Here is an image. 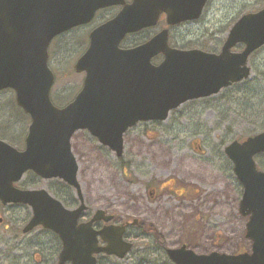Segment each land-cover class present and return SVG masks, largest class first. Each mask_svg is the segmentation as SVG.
<instances>
[{
	"label": "water",
	"instance_id": "water-1",
	"mask_svg": "<svg viewBox=\"0 0 264 264\" xmlns=\"http://www.w3.org/2000/svg\"><path fill=\"white\" fill-rule=\"evenodd\" d=\"M206 1L0 0V91L13 90L16 105L30 118L23 150L0 140V202L30 208L23 232L42 226L57 234V264H96L94 255L100 252L122 258L131 244L122 239L123 228L95 232L91 221L78 224L82 205L70 210L44 188L19 189L14 183L32 171L43 179L60 178L80 197L70 144L76 131L87 130L120 156L128 128L164 121L183 103L213 96L249 78L248 58L264 46V6L234 22L218 54L171 49L166 31L133 48L119 47L126 34L155 25L161 13L168 24L199 18ZM119 4L123 7L112 19L89 33L88 47L73 65L76 73H84L80 91L69 104L56 107L50 99L51 40L89 23L98 9ZM236 44L243 45L240 52L231 51ZM159 53L164 58L153 65L151 59ZM224 153L242 185L238 210L248 216L245 237L250 249L233 255L196 253L185 245L166 248L173 264H264V171H258L254 161L264 153V131L230 142ZM98 233L106 246H97Z\"/></svg>",
	"mask_w": 264,
	"mask_h": 264
},
{
	"label": "rangeland",
	"instance_id": "rangeland-1",
	"mask_svg": "<svg viewBox=\"0 0 264 264\" xmlns=\"http://www.w3.org/2000/svg\"><path fill=\"white\" fill-rule=\"evenodd\" d=\"M263 6L264 0H208L201 18L185 25L179 35L174 36V46L218 54L233 23L243 14L257 12ZM111 15L112 12L107 11L101 20L96 19L85 28L60 35L52 42L49 67L55 79L50 98L57 107L70 102L81 88L84 75L76 73L73 65L86 48V34ZM147 33L130 37V43ZM242 49V44H236L231 51ZM247 65L251 72L244 83L223 89L209 98L188 101L172 111L165 121L139 123L126 136L124 154L119 159L106 150L97 151L95 143L74 138L72 146L77 155L78 182L92 205H96L95 200L103 189H110L109 193H122L128 189L142 192L144 178L151 169L156 175L181 176L188 182L183 185L188 190L182 198L186 203L179 210L176 223L163 230L167 244L176 247L183 243L197 253L248 251L247 218L238 212L242 186L223 149L234 140L240 142L264 131V46L249 56ZM29 123V117L21 115L15 104L14 92L10 89L1 91L0 138L21 150ZM255 163L263 170L264 155L256 156ZM22 180L21 187L38 188L44 184L28 175ZM172 189L179 188L174 183ZM205 190L210 194L209 203L203 205L207 207L192 206L190 203H195ZM30 214L26 206L0 205V264H16L14 259L8 258L10 250L4 252L5 245L9 249L15 244L13 231L22 243V264H33L32 254L37 250L48 259L55 252L57 242L52 247L54 237L51 234L39 229L22 232ZM36 237L42 249L36 248ZM47 247L50 249L46 250ZM148 262L170 264L166 260ZM118 264L137 262L125 259Z\"/></svg>",
	"mask_w": 264,
	"mask_h": 264
},
{
	"label": "flooded vegetation",
	"instance_id": "flooded-vegetation-1",
	"mask_svg": "<svg viewBox=\"0 0 264 264\" xmlns=\"http://www.w3.org/2000/svg\"><path fill=\"white\" fill-rule=\"evenodd\" d=\"M126 3H130L131 0H125ZM122 6L116 5V6H109L103 9L98 10L92 21L90 23H87L83 26H78L73 29H71L68 32H71L73 30L85 28L89 25H91L96 19L101 20L103 17V13L110 11L112 12L111 17L106 18L101 23H104L105 21L111 19L114 17L120 10ZM202 16V15H201ZM201 16L194 20H199ZM195 21H186L176 24H168L167 23V17L165 13H161L155 23V25L147 28H143L137 32L127 34L125 37L121 40L119 46L124 49H130L133 48L139 44H142L149 40L151 37L156 35L157 33L161 31H166V37H167V43L168 46L172 49H179L174 46L173 39L174 36L179 35V30L182 29L185 25L192 24ZM95 25L90 29L92 31L96 26ZM150 31H153L150 33ZM174 31H177V33H173ZM67 32V33H68ZM146 36L139 39L138 41L131 42L129 41V38L132 36H136L139 34L146 33ZM150 33V34H149ZM89 34V32H88ZM129 41V42H128ZM89 40L87 36V45L88 46ZM85 48V49H86ZM162 54H158L152 59V62L155 64H158L163 59ZM158 59V61H157ZM154 123V122H152ZM156 123V122H155ZM128 129L124 135H123V146L126 140V136L129 134V132L132 130ZM76 138L77 140L81 139L82 141H88L91 142L90 144L93 145L95 143V147L97 151L100 150H106L114 155L117 159L120 157H117L107 146L101 144L97 138L90 135L85 130H79L74 133V135L71 138V151L73 155L75 156L76 162H77V155L73 152V139ZM92 140V141H91ZM124 154V150L122 155ZM264 155V154H260ZM150 157V154H149ZM154 161V160H153ZM158 164H161L157 161ZM155 163V164H157ZM78 165V163H77ZM256 168L260 171H264L259 169L257 166ZM79 168L77 170V180L79 179L78 176ZM155 171L154 169H151L148 176L144 178V187L143 191H135V190H126L124 192L118 191L117 193L108 191L110 189H103L101 190V194L98 196L97 201L95 200L96 205H92L91 199L88 198L87 192L80 187L81 196L79 197L76 194V191L74 188L71 187V185L67 184L63 180L59 178H49V179H42L39 176H36L32 174L31 172H27L25 174L28 176H32L36 179V182L38 183H44L38 188H44L49 194H51L54 198L58 199L65 208L67 209H76L83 206V210L79 216L78 224L80 223H88L91 221V228L95 232H101L105 228H123L122 233V239L125 242H128L131 244L130 250L122 257L118 258L114 254H106L104 252H100L98 254H95L96 264H118L121 260H133L137 262V264H147L146 261H168L167 254H166V248L170 247L167 244V239L163 236V230H165L169 225L171 226L173 223H176V219L179 213V210L184 207V204L186 203L184 201L185 194L188 192V190L183 186L186 182L181 176H162V174L156 175L153 174ZM25 176L23 177L25 179ZM22 178V179H23ZM19 182V186L22 183V180ZM177 186L178 190H173L172 187ZM181 184V185H178ZM196 193V190L193 191ZM91 194V191L88 192ZM173 194V195H171ZM196 202L190 203L192 206L196 205L198 209L202 207L204 204L209 203V197L210 194L208 190H205L203 194L198 195ZM175 198H177L175 200ZM144 200V204H142V201ZM98 202V203H97ZM1 205V204H0ZM2 206V205H1ZM99 211H101V214H99ZM248 219L247 216H243ZM96 217V219H93ZM245 222V228H246ZM6 229V228H5ZM41 230L42 232H46L51 234L54 239L51 241L52 247L55 246L57 242L56 250L53 254H51L50 259H48L45 254H42L38 252H34L32 254L33 257V264H57L58 262V256L61 250V241L59 237L52 231L44 229L40 226L35 227L31 229L28 232L34 231V230ZM23 232V230H22ZM27 232V233H28ZM7 236L10 235V233H6ZM13 237L15 238V244L12 245L11 248H7L5 245L4 252L10 250L9 257L11 259H15L16 264L20 263L22 264L23 261L21 258L24 256L23 249H22V243L18 241V236L16 231L12 232ZM97 238V246L104 247L107 245V242H105L101 234H96ZM38 240V237H36ZM183 245V243L181 244ZM14 246V247H13ZM180 246V245H179ZM178 247V246H176ZM189 247V246H187ZM39 249H42L41 242L37 241V247ZM50 248L47 247L46 250H49ZM5 257V253L3 254ZM170 264H172L170 261H168ZM11 264V262L9 263ZM65 264H71L70 262H66Z\"/></svg>",
	"mask_w": 264,
	"mask_h": 264
},
{
	"label": "trees",
	"instance_id": "trees-1",
	"mask_svg": "<svg viewBox=\"0 0 264 264\" xmlns=\"http://www.w3.org/2000/svg\"><path fill=\"white\" fill-rule=\"evenodd\" d=\"M242 83H244V81L239 82V83L232 84V85H231L230 87H228L227 89H230V88L234 87L235 85H240V84H242ZM17 108L20 110L21 115L24 114V113L22 112V110H21L18 106H17ZM13 262L16 263V262H15V259H14ZM146 263H147V264H150L148 261H146Z\"/></svg>",
	"mask_w": 264,
	"mask_h": 264
}]
</instances>
